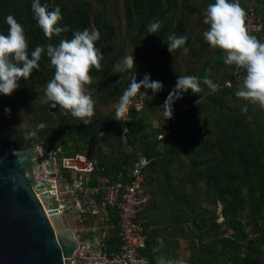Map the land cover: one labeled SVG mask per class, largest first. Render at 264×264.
I'll return each mask as SVG.
<instances>
[{
    "label": "trees",
    "instance_id": "1",
    "mask_svg": "<svg viewBox=\"0 0 264 264\" xmlns=\"http://www.w3.org/2000/svg\"><path fill=\"white\" fill-rule=\"evenodd\" d=\"M253 1L257 5L252 9L261 18V30L256 37L264 42V11H259L264 9V0ZM197 2L198 5L186 0L124 2L127 23H136L131 42L143 61L134 72L137 81L144 73L150 74L151 80L160 81L166 67L163 59L183 53L182 49L172 54L168 51L167 37L173 33L188 37L185 47L191 57L180 75L200 78L202 91L193 94L189 89L175 101L172 118L161 138L156 137L162 130L150 124V117L156 114L164 119L161 102L176 81L163 85L156 93L141 88L143 107L130 106L122 121L114 119L112 111L103 113L94 108L91 122L85 125L72 119L59 105L45 108L38 104V89L46 88L55 71L45 53L39 61V70L33 69L28 80L20 78L19 87L10 95L0 93V117L4 122L0 124V144L10 149L37 144L44 151H53L66 181L70 180L69 172L60 166V158L85 155L94 160L87 185H96L100 178L108 183L127 182L129 167L142 155L148 160L140 184L146 199L136 218L142 221L146 237L143 253L148 264H156L155 258L160 255L184 259L187 264H264L262 114L253 111L248 118V113L226 103L225 97L237 81L231 75V65H225L221 59L224 52L209 47L204 40L202 33L209 26L203 23L205 15L199 12L215 0ZM31 3L32 0H0V34H7L9 26L5 18L13 15L24 28L29 53L36 46L58 44L60 39L44 36ZM45 3L49 11L59 6L62 14L59 26L69 27L68 32L62 33L64 38L71 39L76 30L92 27L99 30L95 46L103 53L102 68L91 69L90 75L95 80L85 87L95 91L99 103L117 99L129 86L132 71L123 72L122 75L128 72L123 80L122 75L110 73L121 57L120 50L113 45L112 24L101 12H90L75 0H41L42 5ZM240 5L245 8L248 3L242 1ZM193 13L198 19L191 27L188 16ZM156 20L162 22L161 28L148 34L146 26ZM245 74L243 69L242 75ZM205 76L220 86L218 91L213 93L203 83ZM5 109H10V113ZM30 114L35 117V125L29 130L8 124ZM40 123L45 127L37 129ZM32 131L34 136L26 135ZM102 193L95 198L98 203ZM216 204L220 206V221L215 209L208 208ZM105 210L108 227L101 238L102 250L111 255L119 248L117 214L115 208L106 206ZM181 240L191 252L189 257L178 258ZM153 248L159 252L153 253Z\"/></svg>",
    "mask_w": 264,
    "mask_h": 264
},
{
    "label": "clouds",
    "instance_id": "2",
    "mask_svg": "<svg viewBox=\"0 0 264 264\" xmlns=\"http://www.w3.org/2000/svg\"><path fill=\"white\" fill-rule=\"evenodd\" d=\"M47 3L41 0H32L31 10L38 25L43 30L44 36L51 39L60 37L58 44L36 46L30 53L23 26L11 14L5 18L9 26L7 34H0V93L10 95L19 87L20 78L28 80L33 69L39 70V61L42 54L50 58L54 66V75L47 82L45 95L51 107L64 109L66 114L78 118L85 125L91 122L94 115L95 100L87 93L86 85L92 83L90 71L92 68L101 70L103 53L95 46L100 38V32L95 27L91 29L76 30L72 38L67 39L62 33L69 31L67 25L59 26L62 14L59 6L49 11ZM246 11L241 7L239 0H215L208 4L203 23L209 27L202 35L209 47L219 48L224 52L221 57L225 65H235L237 69H244L245 75L242 83L235 92L237 98H242L252 104H259L264 108V42L256 36L250 35L246 27ZM162 22L156 20L146 26L148 34H155L161 28ZM187 36H177L174 33L167 37V48L173 51L182 49L187 54L185 47ZM134 50V49H133ZM133 52V51H132ZM119 72L132 71L129 86L124 90L116 105L114 119L122 121L129 111L131 99L141 92V88L151 89L153 93L163 89V84L158 80H151L150 74L144 73L143 78L137 81L134 74L136 64L134 56L126 55L117 64ZM208 71V70H206ZM203 83L215 93L219 85L205 76ZM191 90L193 94L200 93V78L193 75H179L174 88L168 93L163 103L164 120L172 118L173 105L182 94ZM147 95L146 91H143ZM246 107L242 111H246ZM10 113V109H5ZM40 123L37 129L44 128ZM26 135H35V131ZM147 164V161H145ZM153 253L159 252L158 248L152 249ZM156 264H187L184 259H167L156 256Z\"/></svg>",
    "mask_w": 264,
    "mask_h": 264
},
{
    "label": "built area",
    "instance_id": "3",
    "mask_svg": "<svg viewBox=\"0 0 264 264\" xmlns=\"http://www.w3.org/2000/svg\"><path fill=\"white\" fill-rule=\"evenodd\" d=\"M244 9L249 34L256 36L261 30V18L251 6ZM242 72L243 69L231 65V75L236 81L240 79ZM58 151L57 149L56 152ZM40 152L53 153L49 169L44 167L46 162L43 161L41 169L34 172L41 194H46L47 198L55 202L52 210L60 218L66 212L76 213L72 220L75 228H71L76 247L68 264H148L143 253L146 237L142 221L136 218L146 199L140 184L142 170L147 165L145 161L148 163L147 158L140 155L133 161L127 171V182L108 183L105 178H100L96 185H87L86 180L93 169L94 160L78 153L60 158V166L69 172L70 180L66 181L56 163L55 153L42 149ZM100 191L103 193L98 203L95 198ZM106 206L115 208L117 214L119 248L111 255L103 252L101 241L108 227ZM83 231L90 232L91 237L84 239L81 234Z\"/></svg>",
    "mask_w": 264,
    "mask_h": 264
},
{
    "label": "water",
    "instance_id": "4",
    "mask_svg": "<svg viewBox=\"0 0 264 264\" xmlns=\"http://www.w3.org/2000/svg\"><path fill=\"white\" fill-rule=\"evenodd\" d=\"M52 156L37 144H0V264H68L76 240L34 176L43 161L49 169Z\"/></svg>",
    "mask_w": 264,
    "mask_h": 264
},
{
    "label": "rangeland",
    "instance_id": "5",
    "mask_svg": "<svg viewBox=\"0 0 264 264\" xmlns=\"http://www.w3.org/2000/svg\"><path fill=\"white\" fill-rule=\"evenodd\" d=\"M76 3L82 7H85L90 12H101L105 18L112 24L114 28V38H113V45L114 47L121 52V57L119 62L122 60L123 57L126 55H129L132 53L134 56V61L136 64V69L139 70L141 66L143 65V61L141 60V56L139 55V51L137 50V46H135L132 42V36L134 35L135 30V24L133 23L129 25L126 21L125 15H124V2L125 0H75ZM245 1L248 3V6H255L256 7V1L253 0H239V3ZM189 4L198 5L197 0H186ZM200 8V7H199ZM253 8V7H252ZM259 10V5H258ZM259 11H264V9L261 8ZM202 15H206V9L201 8L199 11ZM189 24L193 27L195 25L196 19V13L190 14L189 16ZM187 29V27H186ZM134 49V50H133ZM133 51V52H132ZM143 52V51H142ZM174 56V57H173ZM173 56H167L163 59V61L166 64V67L163 72L164 78H162L160 81L163 85H166L169 82H175L177 77L183 72V69L185 68V65L187 63V60L189 59L190 54H175ZM118 62V63H119ZM175 64V65H174ZM110 73L122 75L123 72H119L117 67H114ZM128 77V72L126 75L121 76V80L126 79ZM244 75H241L240 79L234 84L233 91L225 97L226 103H228L232 108L238 109L241 112L248 113V118L252 116L253 111H259L262 114V123H264V108H261L259 104H252L248 101L243 100L242 98H237L235 96V92L238 89L239 85L242 83ZM95 79H92L94 81ZM118 80V79H117ZM87 90V89H86ZM37 101L38 104L41 106H44L45 108H49L52 102H48L47 97L45 95V89H38L37 91ZM87 93L95 100L94 108H97L101 112H107L112 111L115 116V110L116 105L119 103L120 97L119 95L117 99H112L108 101L107 103H99L97 96L94 92H91L90 90H87ZM123 93V92H122ZM12 101H13V97ZM164 102H161V105H163ZM182 104V103H181ZM143 99H142V93L140 92L136 97L131 99L130 106H133L135 109H139L140 107H143ZM182 106H184L182 104ZM246 107V111H242V108ZM72 119L78 120V118H74L71 116ZM125 118V117H124ZM164 118V117H163ZM170 119L164 120L159 115L153 114L150 117V124L154 126L155 128H158L162 130L160 135H157L156 138H161L162 135L166 132L165 128L167 127ZM4 123L2 118L0 117V124ZM10 125H15L20 130H29L30 128L34 127L35 125V117L33 115H28L27 117H23L17 122L11 123ZM41 149V147L39 146ZM138 154V153H137ZM204 205V204H203ZM206 206V205H204ZM203 206V207H204ZM207 207V206H206ZM209 209H215V212L218 216L217 221H220V212H219V204H216L214 206H208ZM76 216L75 212H66L64 213L60 220L65 225H70L71 228L75 226L74 223H72V220H74ZM77 225V224H76ZM178 258H186L191 255V252L186 249L185 242L183 240L179 241L178 243V252H177Z\"/></svg>",
    "mask_w": 264,
    "mask_h": 264
},
{
    "label": "crops",
    "instance_id": "6",
    "mask_svg": "<svg viewBox=\"0 0 264 264\" xmlns=\"http://www.w3.org/2000/svg\"><path fill=\"white\" fill-rule=\"evenodd\" d=\"M68 227L71 228L70 225H68ZM73 228H75V226H74ZM81 234L83 235L84 239H89V238L91 237L90 232H85V231H83Z\"/></svg>",
    "mask_w": 264,
    "mask_h": 264
}]
</instances>
